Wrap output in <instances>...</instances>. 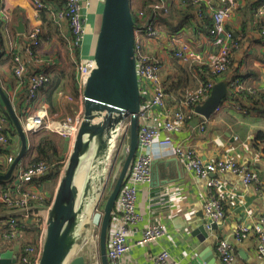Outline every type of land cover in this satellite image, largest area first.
I'll use <instances>...</instances> for the list:
<instances>
[{"label":"crops","instance_id":"crops-1","mask_svg":"<svg viewBox=\"0 0 264 264\" xmlns=\"http://www.w3.org/2000/svg\"><path fill=\"white\" fill-rule=\"evenodd\" d=\"M42 1L50 7L39 10L32 0H0V83L17 113H22L28 96L29 77L19 79L14 73L13 56H20L28 68V74L33 68L40 69L49 75L50 82L56 80L51 96L47 91L49 84L39 92L34 110L45 106L52 117L62 119L84 110L83 102L74 97L75 94H71L76 84L75 61L93 56L102 0H82L86 37L79 51L72 46L68 21L56 18L57 12L65 7L66 0ZM235 2V11L227 19L226 27L233 31L239 46L232 49L230 67L222 76L213 78L209 66L204 63L219 51L215 38L208 34L213 22L212 14L220 7L218 0H165L173 11L172 17L161 20L156 15L160 29L159 41L149 39L144 36V32H140L142 49L144 53H157L165 62L163 79L165 87L170 90L166 102L171 108L181 104L183 92H192L202 82L211 79L214 83L226 80L231 85L234 80H240V93L234 98L229 95L224 99L220 104L221 110H215L209 118L196 114L179 132H162L161 137L169 136L174 144L183 143L192 147L205 160H235L245 169L257 172L260 182L246 185L242 177L235 173L214 174L220 181L219 191L224 195L222 202L226 216L215 221L217 228H210L211 234L204 229L209 236L202 240L200 228L204 226V220L213 222L204 215V204L212 192L217 197L218 192L208 187L206 178L187 169L173 147L160 146L155 142L151 150V167L152 174L157 175L159 180L156 185L151 186V181L139 187L137 211L141 218L128 238L130 249L123 255V264H152L155 256L162 250H167L178 264H195L196 256L207 247L213 248L215 264H264V257L258 252L259 237L253 227L255 219L264 217L263 144L256 140L259 132H264V34L261 32L262 17L259 16L260 11H264V0ZM20 23L23 31L17 28ZM36 27L42 28L41 45L35 49L39 59H33L29 51V33ZM174 39L190 41L199 60L190 63L182 61L185 65L177 60L172 53L175 50ZM35 60H40V63ZM69 96L75 98L73 103H69L72 101ZM150 97L151 90L147 88L142 96V104L145 105ZM0 104H3L1 98ZM72 104L75 106L73 111ZM183 109L187 110V107ZM203 124L204 128H201ZM35 135L29 136L30 148L21 159L20 166H30L34 158L32 147ZM20 146V139L13 136L11 145L5 148L7 152L0 151V163L9 166L8 156H16ZM72 146L73 139L66 137L60 149H67L70 154ZM58 182L59 180L53 191L44 189L35 181L20 187V191L30 190L44 196L43 203L36 207L41 213L36 221L44 223L42 217H45L46 222ZM247 207L254 210L253 218L247 216ZM9 213L0 207V250H13L18 256V262L21 255L20 242L32 239L37 242L41 232L27 239L24 229L29 224H24L16 239H7L5 229L11 215ZM23 221L33 223L29 218H24ZM150 222L163 224L166 235L156 241L138 244L143 228ZM242 225L250 226L249 232L238 239L237 231ZM262 226L264 230V221ZM221 240H226L233 246L234 258L230 263L224 262L217 250ZM208 254L210 252L206 253Z\"/></svg>","mask_w":264,"mask_h":264},{"label":"built area","instance_id":"built-area-1","mask_svg":"<svg viewBox=\"0 0 264 264\" xmlns=\"http://www.w3.org/2000/svg\"><path fill=\"white\" fill-rule=\"evenodd\" d=\"M32 1L35 6L39 8V10L50 7L42 0ZM218 1L220 2V7L215 9L212 14L213 24L209 27L208 34L210 37L215 38L216 43L219 45V51L213 55L211 59L204 61V63L209 66V70L213 78L220 77L228 71L231 62V51L233 48H237L239 46L238 41L234 37L233 31L226 27L227 19H229L235 11L236 2L235 0ZM152 9L153 14L155 15L160 11L167 13L169 11V5L165 3V0H157L154 4H152ZM138 13L139 17L143 19V23L141 25L138 24L135 30L137 72L142 96L146 92L147 88H149L151 90V97L147 100L145 105L142 104L141 106L139 113L140 125L138 150L119 192L116 205L113 210L107 245L109 264H123V255L130 249L128 238L134 232L135 225L141 218L137 211L139 187L152 181L151 150L155 142L159 143L160 146L173 147L175 154L185 163L187 169L192 170L199 177L206 178L208 187L211 190H216L218 192V197L212 192L204 204V215L213 222L224 219L226 212L222 202L224 195L219 191L220 181L218 178L211 176L212 173H235L242 177V181L246 185L254 183L259 184L260 182L257 172L245 169L235 160L225 158L214 161L205 160L192 147H188L183 143L174 144V141L169 136L161 137L162 132L176 133L182 130L183 125L196 116V106L203 103V101L210 95L215 83L213 79L200 83L195 90L189 92L185 98H183L179 106L176 108L169 107L166 102L168 93L162 81L165 62L157 53H144L142 49V35L140 34V32H144V36L149 39L159 41L160 29L154 18L147 23L149 16H146L143 11H139ZM56 16L57 19H66L68 21L72 33V46L79 51L86 37V17L83 12L82 0H66L65 7L61 11L57 12ZM259 16L262 17L263 26L261 32L264 34L263 10L260 11ZM41 36V27H36L29 33V51L33 59L34 56L35 59H39L35 53V49L41 45ZM173 43L175 44V57L186 63L199 60V55L194 50L193 44L190 41L174 39ZM13 59L14 73L19 79H21L25 76V74H27L28 68L20 56L14 55ZM35 61L40 63V60ZM75 63L77 64L76 81L79 91L78 100L83 102V91L87 79L93 67H95V60L93 56H89L83 57L80 60L75 61ZM49 82V75L40 69L29 75L28 96L26 98L25 107L19 115L22 120L23 127L29 136L43 131L53 130L68 138L74 139L82 121L84 110H79L78 112L67 115L62 119L52 117L45 106L34 110V103L38 98L39 92L45 88ZM241 88L242 86L240 80H234L230 85L231 98L232 93H238ZM68 98L70 100L74 99L72 96H69ZM185 106L187 107V110L183 109ZM216 110H221V105L218 106ZM55 126H60L61 128L58 129ZM124 126H126L125 122H123L121 129H119L117 133L118 137L121 134L123 135L120 149L118 150L119 153L123 148V142L129 125L126 127ZM5 127L4 119L1 118L0 147L2 148H7L11 145V139L3 133ZM201 128H204V124L201 125ZM125 145L127 148L129 147V143ZM15 158V155H9V164H11ZM114 166L112 167L114 168ZM50 168L51 165L45 161H41L30 167L18 165L15 170L14 182L16 183L18 189V193L16 191L17 196L13 197L12 192L10 191H4L0 194V201L4 203L6 207L5 209L10 213H13L10 215L7 228L5 229V237L7 239H16L22 231L20 229L18 218L16 217L17 215H21L23 219L29 218L30 220L31 218V222L37 220L38 217H41V213H39L36 207H38L39 203H43L44 196L30 190L20 191L19 189L22 185L28 183L33 177L43 174ZM109 169L106 182L102 187V195L105 192L112 174L111 171L109 176ZM101 186L102 184L100 187ZM246 213L249 218H253L255 214L251 207L246 208ZM42 218L44 223H41L40 238L35 244L28 245L24 249L18 263L39 264L46 229L45 217ZM263 221L264 217L255 219L253 227L259 237L258 252L264 257ZM249 227L250 226L247 225L240 226L237 231V238L240 239V237H244L246 233L249 232ZM99 230L100 225L98 228L97 242L99 239ZM142 231L143 235L137 241L138 244L156 241L157 239L165 236L167 233L166 228L160 222H150L143 228ZM217 250L224 262L230 263L233 260V246L226 240H221L219 242ZM90 260V264H101L99 250L96 257ZM152 264H178V262L171 257L167 250H162L155 256Z\"/></svg>","mask_w":264,"mask_h":264},{"label":"water","instance_id":"water-1","mask_svg":"<svg viewBox=\"0 0 264 264\" xmlns=\"http://www.w3.org/2000/svg\"><path fill=\"white\" fill-rule=\"evenodd\" d=\"M153 15L148 18L147 23L153 19ZM17 28L23 31L22 23ZM136 28L131 0H102L100 26L93 53L95 67L83 91V118L73 139L69 157L59 173L58 186L46 220L39 264H90L84 254L74 255L79 234L83 227H88L83 213L86 209V199L90 194V184H86L80 197L75 179L85 157L89 156L90 159L89 174L94 172L99 160L102 162L107 159L109 152L111 159L116 134L123 122L129 118V147L123 146L121 161L114 173L113 185L100 218L98 250L101 264H109L107 245L113 210L139 145L142 94L137 72ZM229 83L226 80L216 82L210 95L196 106V113L209 118L222 101L229 97L231 91ZM0 98L12 119L14 135L21 141L15 160L9 164L6 172L0 173V180H9L15 177L16 168L30 148L29 134L25 131L19 113L1 83ZM51 172L57 173V169L50 168L37 177ZM157 180L159 177L152 174L151 186L156 185ZM104 183L105 181L102 185ZM101 194L98 206L103 197ZM203 225L200 228V238L205 240L209 236L207 232L211 234L210 228L216 229L217 223L204 220ZM204 229H207V232ZM207 252L210 254L206 255ZM17 257L11 249L0 250V264H15ZM204 262L215 264L213 248L207 247L196 256L195 264Z\"/></svg>","mask_w":264,"mask_h":264},{"label":"trees","instance_id":"trees-1","mask_svg":"<svg viewBox=\"0 0 264 264\" xmlns=\"http://www.w3.org/2000/svg\"><path fill=\"white\" fill-rule=\"evenodd\" d=\"M156 1L157 0H141L140 10H134L133 6H132L133 0H131L132 12H133V14L135 16L137 25L138 24L141 25L143 23V19H141L139 17V13L138 12L139 11H143L146 14V16L151 15L153 13L152 4H154ZM172 12L173 11L169 7V11L167 13H165L164 11H160L156 15L161 20L162 19L168 20V18L172 17ZM154 19L156 20V17ZM212 24H213V22H212ZM212 24L209 27H211ZM177 28H178V26H177ZM172 53L174 55V51H172ZM34 58H35V56H34ZM175 58L182 63V60H180L177 57H175ZM182 64H184V63H182ZM33 69L34 70L30 69L32 72L30 74L27 73V75H25V76L29 77V75H31L33 72H36L38 70V69L35 70V68H33ZM162 78H163V74H162ZM162 81H163V84H164V79ZM75 82H76V84L74 85V88H73L74 91L73 92L77 96V95H79V91H78V85H77L76 78H75ZM48 84H49V86H48L47 91L49 92V96H51V92L53 90L54 85L56 84V80H54L53 82L51 81ZM55 88H57V86ZM166 90H167V93H170V90L168 88H166ZM188 93L189 92H187V93L183 92V95H182L181 99L185 98V96ZM236 94L237 93H232V98L236 97ZM72 107H73V109H71V111H73L74 108H75L74 104H72ZM19 115H20V113H19ZM1 118L4 119L5 126H6L4 131H3V133L8 138H10L12 140V137L15 136L14 132H13L14 131V125H13L11 117L9 116V114H8L6 108H5V106L3 104H0V119ZM128 134H129V127L127 129V133H126V136H125V139H124V142H123V146L125 144L129 143ZM256 140H258L259 142H261L263 144V148L262 149H263V154H264V132L263 131L259 132ZM32 148H33L34 158L32 159V161L30 163V166H33V165H35V164H37V163H39L41 161H45V162L49 163V165H51V169H57V173L56 172H51L50 174L43 175L41 177H33L28 183H31V182L35 181L38 185L42 186L44 189H49V190L51 189L53 191L55 189V187H56V184H57V181H58V178H59V173H60L61 169L63 168V166H64V164H65V162L67 160V158H65L64 156H61V155H63V153H60V149L59 148H61V147H60V144H59V140L58 139L56 140V138L51 133H49L47 131H43V132H40V133L35 135V143H34ZM0 151L1 152L2 151H6L7 152V149L0 147ZM58 156H61V157H58ZM120 157H122V149L120 151V154H119L118 158H120ZM118 158H117V160H118ZM30 166H27V167H30ZM8 168H9V166H7V164L0 163V173L5 172L6 170H8ZM14 182H15V177H12L9 180H0V194L3 193L4 191H10V192H12V196L13 197L17 196L16 191L18 193V189H17L16 183H14ZM110 183H111V177L109 179V182L107 184V187L105 189L103 197H102V199H101V201L99 203V206H98L99 209H100L101 205H103V207L105 205L106 199H107V197L109 195V192H110V189H111V187L113 185V183L112 184H110ZM0 207H2L3 209L6 208L4 203L1 202V201H0ZM9 215H10V213H9ZM16 217L18 218V222L20 223V229L21 230H22V226L24 224H29V225L32 224V225H34L37 228V231H38L37 233H39L41 231V221H36L35 220V221H32L33 223H24L23 218L21 217V215H17ZM35 243H36V241H33V242L32 241H25V242L21 241L20 244H19L20 245L21 254H22V252L24 251V249L28 245L35 244ZM18 262H19V259H18ZM18 262H16L15 264H20Z\"/></svg>","mask_w":264,"mask_h":264},{"label":"rangeland","instance_id":"rangeland-1","mask_svg":"<svg viewBox=\"0 0 264 264\" xmlns=\"http://www.w3.org/2000/svg\"><path fill=\"white\" fill-rule=\"evenodd\" d=\"M132 6H133V9L134 10H140L141 0H133ZM71 94H73V96H74V92H71ZM76 98L78 99V95L76 96ZM74 100L75 99H73L69 103H73ZM52 105L53 104H51V106ZM53 110H54V107H53ZM66 116H64V117H66ZM125 125L126 126L129 125V118H127L125 120ZM126 126H124V127H126ZM47 132L51 133L56 138V140L58 139L60 145L63 143V139L66 138V136L60 134L57 131L50 130V131H47ZM122 138H123V135L121 134L116 139V143L114 145V149H113V151L111 153V163L109 165V167H110V169H109V176H110L111 171H112V168H113L112 166H114V165L115 166H114L113 171H112V174H111V183L110 184H112L113 181H114V173L116 171V168H117L118 163L121 161V157L118 158V160H116V158H117V153H118V157H119V154H120L118 152V150L120 149V144H121ZM68 152L69 151L67 149H64V151L60 149V153H63V155H61V156H64L65 158L69 157ZM61 156H58V157H61ZM88 159H89V156H87V157H85L83 159L81 169L88 168ZM115 160H116L117 163L115 162ZM59 177H60V174H59ZM58 180H59V178H58ZM103 210H104L103 205L100 206V209H98V205H97L96 208H93V212L91 211L92 213L90 214L89 218L87 220L85 219L86 222L88 223V227H83V229L81 230V232L79 234L78 244L76 246L78 252L76 254H78V253L84 254L89 260L90 259H94L96 257V255L98 254L97 234H98V228H99V225H100V218L102 217ZM37 232H38L37 231V228L34 225H32V224L28 225L24 229V234L27 237V239H30V237L33 236V235H35V234H37ZM33 241H34V239H32V242ZM78 248H80V249H78Z\"/></svg>","mask_w":264,"mask_h":264},{"label":"bare ground","instance_id":"bare-ground-1","mask_svg":"<svg viewBox=\"0 0 264 264\" xmlns=\"http://www.w3.org/2000/svg\"><path fill=\"white\" fill-rule=\"evenodd\" d=\"M55 127L58 129L61 128L60 126H55ZM117 137H118V134H116V138ZM109 156H110V152H109L106 160H103L102 162L100 160L98 161V165L92 174H89V168H83V169L80 168V170L76 176L75 181H76V185H77L80 197L84 191L86 184H90V188H89L90 194L86 199V205H85L86 209L83 213L84 218L86 220L89 218L90 214L93 212V208H96L97 202H98L100 194L102 192V187L104 186L105 183L101 187H100V185L104 181L106 182L107 173H108L109 164H110ZM88 162H90V159ZM78 249H80V248H78ZM77 252H78V250H75L74 255Z\"/></svg>","mask_w":264,"mask_h":264}]
</instances>
